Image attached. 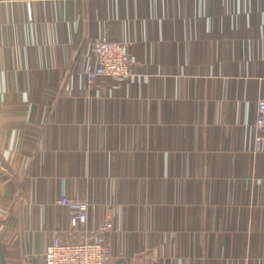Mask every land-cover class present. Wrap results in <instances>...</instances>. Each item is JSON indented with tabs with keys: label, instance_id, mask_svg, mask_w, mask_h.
Instances as JSON below:
<instances>
[{
	"label": "crops",
	"instance_id": "obj_1",
	"mask_svg": "<svg viewBox=\"0 0 264 264\" xmlns=\"http://www.w3.org/2000/svg\"><path fill=\"white\" fill-rule=\"evenodd\" d=\"M263 96L264 0H0V264L71 238L63 197L112 218L107 264H264Z\"/></svg>",
	"mask_w": 264,
	"mask_h": 264
},
{
	"label": "built area",
	"instance_id": "obj_2",
	"mask_svg": "<svg viewBox=\"0 0 264 264\" xmlns=\"http://www.w3.org/2000/svg\"><path fill=\"white\" fill-rule=\"evenodd\" d=\"M28 19L32 18L30 2L26 1ZM89 52L96 59L94 69L87 71L88 83L110 79L117 90L121 83L132 77L133 61L128 42L103 38L89 44ZM256 118L252 125V144L264 142V96L256 101ZM59 206L69 210L70 239L55 235L42 258V264H107V251L103 242L112 233L114 224L110 216L94 233L84 229L88 221L89 204L79 198L63 197Z\"/></svg>",
	"mask_w": 264,
	"mask_h": 264
}]
</instances>
